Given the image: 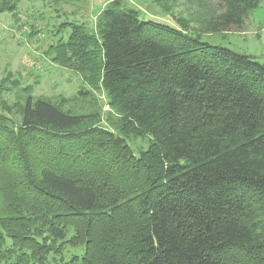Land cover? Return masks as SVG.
<instances>
[{
    "label": "trees",
    "instance_id": "obj_1",
    "mask_svg": "<svg viewBox=\"0 0 264 264\" xmlns=\"http://www.w3.org/2000/svg\"><path fill=\"white\" fill-rule=\"evenodd\" d=\"M221 1L208 33L264 0ZM70 25L53 61L92 90L10 107L0 86V264H264V65L121 0Z\"/></svg>",
    "mask_w": 264,
    "mask_h": 264
},
{
    "label": "rangeland",
    "instance_id": "obj_2",
    "mask_svg": "<svg viewBox=\"0 0 264 264\" xmlns=\"http://www.w3.org/2000/svg\"><path fill=\"white\" fill-rule=\"evenodd\" d=\"M4 0H0V6ZM112 0H84L71 3H53L22 0L15 17L8 12L0 13V86L6 89L3 100L13 107L20 89L30 87L34 97L61 99L79 96L82 91L92 90L85 78L70 65L65 67L53 61L51 47L66 44L72 32L71 25H83L94 29L97 16ZM123 6L140 13L141 20H152L182 31L199 35L202 42L233 52L249 55L264 65V1L261 2L242 28L208 33L207 23L224 11L221 0H121ZM179 22L185 24L181 28ZM18 87V89L15 88ZM104 102L102 122L99 126L111 129L107 121V97ZM81 108V107H80ZM115 119L111 118V123ZM139 140L131 143L134 150L146 149ZM69 257L66 261H69Z\"/></svg>",
    "mask_w": 264,
    "mask_h": 264
}]
</instances>
